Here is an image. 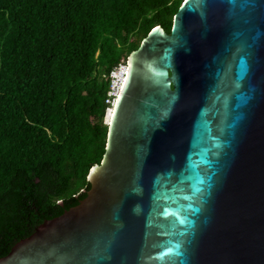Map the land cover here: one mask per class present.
I'll list each match as a JSON object with an SVG mask.
<instances>
[{"label":"water","instance_id":"1","mask_svg":"<svg viewBox=\"0 0 264 264\" xmlns=\"http://www.w3.org/2000/svg\"><path fill=\"white\" fill-rule=\"evenodd\" d=\"M106 114L84 197L0 264H264V0H182Z\"/></svg>","mask_w":264,"mask_h":264},{"label":"trees","instance_id":"2","mask_svg":"<svg viewBox=\"0 0 264 264\" xmlns=\"http://www.w3.org/2000/svg\"><path fill=\"white\" fill-rule=\"evenodd\" d=\"M181 3L0 0V258L84 197L110 72Z\"/></svg>","mask_w":264,"mask_h":264},{"label":"built area","instance_id":"3","mask_svg":"<svg viewBox=\"0 0 264 264\" xmlns=\"http://www.w3.org/2000/svg\"><path fill=\"white\" fill-rule=\"evenodd\" d=\"M124 73V65H119L114 71L109 74V88L107 92V99L105 103L112 104V101L116 95L119 84L121 82L122 76Z\"/></svg>","mask_w":264,"mask_h":264},{"label":"rangeland","instance_id":"4","mask_svg":"<svg viewBox=\"0 0 264 264\" xmlns=\"http://www.w3.org/2000/svg\"><path fill=\"white\" fill-rule=\"evenodd\" d=\"M107 111H108V109H106V113H107ZM105 113V115H104V119H103V123H105V121H106V117H107V114Z\"/></svg>","mask_w":264,"mask_h":264}]
</instances>
